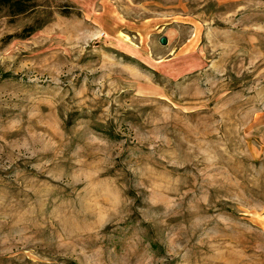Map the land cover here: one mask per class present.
<instances>
[{
	"label": "rangeland",
	"instance_id": "374dc122",
	"mask_svg": "<svg viewBox=\"0 0 264 264\" xmlns=\"http://www.w3.org/2000/svg\"><path fill=\"white\" fill-rule=\"evenodd\" d=\"M0 264H264V0L1 9Z\"/></svg>",
	"mask_w": 264,
	"mask_h": 264
},
{
	"label": "trees",
	"instance_id": "16d2710c",
	"mask_svg": "<svg viewBox=\"0 0 264 264\" xmlns=\"http://www.w3.org/2000/svg\"><path fill=\"white\" fill-rule=\"evenodd\" d=\"M33 3L34 0H0V10L6 8L14 15L23 14Z\"/></svg>",
	"mask_w": 264,
	"mask_h": 264
},
{
	"label": "water",
	"instance_id": "95a60500",
	"mask_svg": "<svg viewBox=\"0 0 264 264\" xmlns=\"http://www.w3.org/2000/svg\"><path fill=\"white\" fill-rule=\"evenodd\" d=\"M166 39L164 38V37H162L161 39H160V44L161 45H166Z\"/></svg>",
	"mask_w": 264,
	"mask_h": 264
}]
</instances>
